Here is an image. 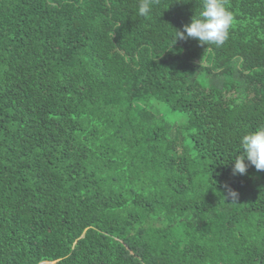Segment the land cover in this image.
I'll return each mask as SVG.
<instances>
[{
	"label": "trees",
	"instance_id": "obj_1",
	"mask_svg": "<svg viewBox=\"0 0 264 264\" xmlns=\"http://www.w3.org/2000/svg\"><path fill=\"white\" fill-rule=\"evenodd\" d=\"M138 4L0 0V264H264V170L232 172L264 0H225L221 47L173 44L200 0Z\"/></svg>",
	"mask_w": 264,
	"mask_h": 264
},
{
	"label": "clouds",
	"instance_id": "obj_2",
	"mask_svg": "<svg viewBox=\"0 0 264 264\" xmlns=\"http://www.w3.org/2000/svg\"><path fill=\"white\" fill-rule=\"evenodd\" d=\"M155 3L156 0H139L138 14L142 17L150 15ZM200 9L182 30L175 29L173 44L177 40L196 39L201 45L221 47L226 42L234 16L225 6V0H200ZM239 144L240 151L232 158L233 175L246 174L250 165L258 171L264 170V125L244 134ZM237 195L234 190H229L224 197L233 202Z\"/></svg>",
	"mask_w": 264,
	"mask_h": 264
},
{
	"label": "rangeland",
	"instance_id": "obj_3",
	"mask_svg": "<svg viewBox=\"0 0 264 264\" xmlns=\"http://www.w3.org/2000/svg\"><path fill=\"white\" fill-rule=\"evenodd\" d=\"M166 115V113H164ZM167 117H170L172 121H180L182 123H186L187 119L183 115L179 114H168Z\"/></svg>",
	"mask_w": 264,
	"mask_h": 264
}]
</instances>
